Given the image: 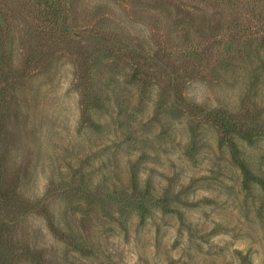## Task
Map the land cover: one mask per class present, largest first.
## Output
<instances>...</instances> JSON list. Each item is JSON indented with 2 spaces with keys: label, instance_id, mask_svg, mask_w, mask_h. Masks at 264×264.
<instances>
[{
  "label": "rangeland",
  "instance_id": "rangeland-1",
  "mask_svg": "<svg viewBox=\"0 0 264 264\" xmlns=\"http://www.w3.org/2000/svg\"><path fill=\"white\" fill-rule=\"evenodd\" d=\"M0 264H264V0H0Z\"/></svg>",
  "mask_w": 264,
  "mask_h": 264
}]
</instances>
